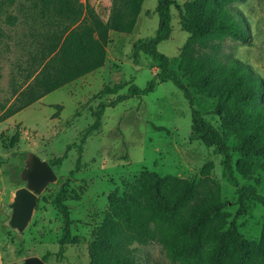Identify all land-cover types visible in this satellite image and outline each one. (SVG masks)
Listing matches in <instances>:
<instances>
[{"label":"rangeland","instance_id":"374dc122","mask_svg":"<svg viewBox=\"0 0 264 264\" xmlns=\"http://www.w3.org/2000/svg\"><path fill=\"white\" fill-rule=\"evenodd\" d=\"M72 10L64 14L55 12L46 3L37 0H16L0 6V203L22 184L16 177L18 154L31 152L39 159L51 160L60 156L65 146L72 145L66 157L51 168L56 181L48 184L37 197L31 221L21 238L3 226L5 217L0 214V264H22L24 254L39 259L44 253L50 256L45 264H89L87 245L91 231L101 222L106 211V196L122 184L132 181L142 171L159 177L174 176L196 182L199 169L205 162L213 168L210 177L217 182L220 197L227 201L225 211L230 214L237 231L248 242H255L264 229V208L254 202H244V213L235 216L237 209L234 188L222 174V157L213 148H205L199 141H190V115L187 102L168 81L158 83L141 98H133L114 108L104 109L99 125L82 142V133L94 120V112L102 103L116 94H124L133 84L143 89L157 72L156 65L141 54L137 62L131 59V44L140 38L153 36L157 26L154 14L155 0H144L136 23L129 35L108 32L104 48L103 65L65 86L44 95L36 102L4 116L17 94L41 71L47 61L48 38L62 29H72L90 12L100 21L108 18L111 0H69ZM181 6L186 1L172 0ZM245 19L250 35L249 46L228 37L217 40L221 53L247 64L264 82V0H243L231 4ZM170 34L157 45V50L170 60L176 71L178 54L187 35L180 30L177 12L170 7ZM180 74V73H177ZM122 84L114 95H100L105 86ZM194 108L205 121L218 128L213 114L214 102L195 94ZM264 103V96L262 99ZM156 128H162L158 131ZM3 145H5V148ZM227 145L235 144L231 137ZM8 145V146H7ZM80 146V161L72 176ZM127 154L128 161L121 157ZM238 156L232 154V160ZM241 187H252L264 197V172L256 171L251 179H242L233 173ZM68 180L67 199L71 220L70 235L78 243L63 247L60 257L55 253L60 235L61 218L51 205L59 186ZM131 256L136 264H172L159 245H132Z\"/></svg>","mask_w":264,"mask_h":264},{"label":"trees","instance_id":"16d2710c","mask_svg":"<svg viewBox=\"0 0 264 264\" xmlns=\"http://www.w3.org/2000/svg\"><path fill=\"white\" fill-rule=\"evenodd\" d=\"M16 0H0L11 5ZM55 12L72 10L69 0H37ZM144 0H111L105 22L90 10L87 17L72 29L52 33L47 44V61L41 71L22 89L4 112L11 116L46 94L100 68L104 63V48L108 32L129 35L136 23ZM243 0H191L181 6L172 0H155L157 26L150 38L136 39L131 44V59L137 62L141 54L155 63L157 72L143 89L130 84L124 94H116L122 84L103 87L100 95H115L94 112L92 124L82 133L81 142L99 125L104 109L114 108L127 100L141 98L156 84L170 82L187 102L190 115V141H199L205 148L213 147L222 157V174L234 188L237 209L235 216L244 213V202L254 201L264 208V197L252 187L238 185L233 173L251 179L256 171L264 172V82L247 64L221 53L217 40L228 37L249 46L251 35L241 13L231 6ZM177 12L178 25L187 37L180 48L176 71L170 60L157 50V45L170 34V7ZM180 73V74H177ZM191 90L214 102L213 114L218 128L205 121L194 108ZM161 131L162 128H156ZM231 137L235 144H226ZM3 145V142H1ZM5 147V145H3ZM8 146V145H7ZM72 145L51 160L53 168L65 159ZM7 148V147H5ZM74 169L80 161V146ZM232 154L238 157L232 160ZM22 154H18L21 158ZM128 161L127 154L121 157ZM4 160L0 158V164ZM211 162L199 169L196 182L174 176L159 177L142 171L132 181L122 184L106 196V211L101 222L91 231L87 245L89 264H136L129 247L155 243L172 264H264V229L257 241L248 242L228 221L224 209L227 201L220 197L219 185L210 177ZM65 180L51 199L60 215L61 229L55 253L60 257L63 247L78 243L70 235L71 220ZM264 190V187H263ZM50 256H41L43 262Z\"/></svg>","mask_w":264,"mask_h":264},{"label":"water","instance_id":"95a60500","mask_svg":"<svg viewBox=\"0 0 264 264\" xmlns=\"http://www.w3.org/2000/svg\"><path fill=\"white\" fill-rule=\"evenodd\" d=\"M16 177L22 185L9 194L6 202L0 203V214L5 217L3 226L11 231L16 239H20L31 221L37 197L48 184L56 181V176L45 160L26 152L19 161ZM22 264L45 263L26 252Z\"/></svg>","mask_w":264,"mask_h":264},{"label":"crops","instance_id":"0c3cea01","mask_svg":"<svg viewBox=\"0 0 264 264\" xmlns=\"http://www.w3.org/2000/svg\"><path fill=\"white\" fill-rule=\"evenodd\" d=\"M187 35V34H186Z\"/></svg>","mask_w":264,"mask_h":264}]
</instances>
